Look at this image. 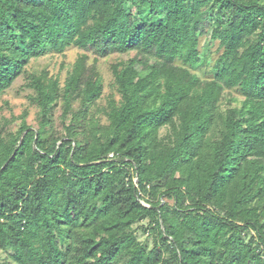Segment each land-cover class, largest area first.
I'll use <instances>...</instances> for the list:
<instances>
[{
	"label": "trees",
	"instance_id": "trees-1",
	"mask_svg": "<svg viewBox=\"0 0 264 264\" xmlns=\"http://www.w3.org/2000/svg\"><path fill=\"white\" fill-rule=\"evenodd\" d=\"M70 48L62 85L27 69ZM131 53L100 105L96 60ZM19 80L0 264H264V0H0V97Z\"/></svg>",
	"mask_w": 264,
	"mask_h": 264
},
{
	"label": "rangeland",
	"instance_id": "rangeland-1",
	"mask_svg": "<svg viewBox=\"0 0 264 264\" xmlns=\"http://www.w3.org/2000/svg\"><path fill=\"white\" fill-rule=\"evenodd\" d=\"M82 52L75 49L70 48L67 49L63 55L56 56H44L38 59L31 60L27 69L32 72L39 73L40 71H46L49 77L58 78L60 84L62 85L67 72L70 70L72 64L75 60L80 56ZM133 53L127 55H111L104 59L96 60V67L101 75L103 81V97L99 100L100 105H104L106 97L110 94H114L115 98L118 99V96L115 94L111 83H112V75H111V66L120 59H126L128 57H132ZM94 62L93 56L89 55L87 63L92 64ZM197 73L201 77H205L202 70L197 71ZM23 80H19L14 83V85L8 89L1 97H0V118H13L14 121L10 124V128L15 131L20 124V116L26 112V123L33 128L37 127V123L35 120L36 108L29 104L28 95L31 93L30 90L23 87ZM224 98L233 99L231 105H238L242 98L236 93L234 90L225 91L223 94ZM224 106V108H226ZM58 108H56V112ZM103 121V118L101 119ZM165 132V129L161 130V134ZM139 239L143 240L144 236L139 235ZM1 257L3 255L0 254Z\"/></svg>",
	"mask_w": 264,
	"mask_h": 264
},
{
	"label": "water",
	"instance_id": "water-1",
	"mask_svg": "<svg viewBox=\"0 0 264 264\" xmlns=\"http://www.w3.org/2000/svg\"><path fill=\"white\" fill-rule=\"evenodd\" d=\"M22 140V136H21V138H20V141Z\"/></svg>",
	"mask_w": 264,
	"mask_h": 264
},
{
	"label": "built area",
	"instance_id": "built-area-1",
	"mask_svg": "<svg viewBox=\"0 0 264 264\" xmlns=\"http://www.w3.org/2000/svg\"><path fill=\"white\" fill-rule=\"evenodd\" d=\"M111 156V155H110Z\"/></svg>",
	"mask_w": 264,
	"mask_h": 264
}]
</instances>
